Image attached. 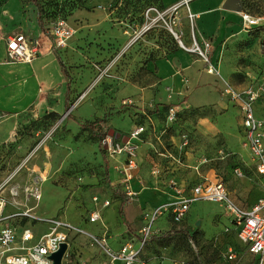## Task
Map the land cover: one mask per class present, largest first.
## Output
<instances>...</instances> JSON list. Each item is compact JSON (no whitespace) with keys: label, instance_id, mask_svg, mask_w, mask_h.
I'll use <instances>...</instances> for the list:
<instances>
[{"label":"rangeland","instance_id":"374dc122","mask_svg":"<svg viewBox=\"0 0 264 264\" xmlns=\"http://www.w3.org/2000/svg\"><path fill=\"white\" fill-rule=\"evenodd\" d=\"M39 1L45 10L48 32L59 19L69 22L74 30L69 41L70 47L57 49L73 78L72 109L68 112L62 107L58 117L46 116L50 112L34 115L29 111L16 117V128L11 138L0 142V198L6 200L7 213L30 210L34 214L37 221L28 217L11 221L21 226L30 222L29 228L34 233L40 231L41 227L48 226L44 221L59 218L94 235H102L106 223L113 231H109L112 236L126 227L125 217L121 213L122 205L114 197L123 198L126 203L128 200L122 190L116 192L110 185V173L106 168V158L109 156L105 152L104 142L107 138L120 140L111 137L112 133L108 135L111 129L121 137H129L135 120L133 85L154 83L153 78H147V61H133V51L139 45L141 53L162 58L175 49H181L170 30L172 27L183 43L190 47L193 44L191 22L186 7L184 13H181V21L175 20L173 10L165 13L164 20L156 11L145 9V22L140 24L132 20L135 17L131 7L127 11L130 14L122 13L125 7L121 1L118 5L113 0ZM241 1L243 11L253 16H264V0ZM34 15L36 16V8L31 0H0L1 54H4L2 44L9 36L20 31L37 36V32L31 27ZM182 25L186 26V35L182 34ZM146 26L150 28L144 30ZM241 27L239 23L238 29ZM122 33L126 34L121 36ZM144 38L150 44L145 43ZM262 47L264 48V30L246 33V38L236 39V43L226 45L224 56L227 55L230 60L217 66L220 67L218 69L222 76L213 78L219 89L218 93L227 87L243 90L264 83ZM105 50L108 51L107 54L104 53ZM223 52L224 50L220 59ZM234 67L238 71L229 76ZM167 91L171 92L172 89L168 88ZM222 97L224 98L223 94ZM260 107L264 111V98L260 100ZM208 111L188 107L180 117V133L186 131L188 123L194 122L198 116L207 115ZM69 114L72 116L68 117ZM105 116L107 121L97 127L96 135H92L89 130H82L81 123ZM166 137L164 143L168 145L169 138ZM219 145L221 152L212 162L216 166L217 175L231 193L238 191V201L248 207L253 205L264 194V178L257 174L255 168L244 167L233 155H228L223 142ZM237 168L241 169L242 176L235 174ZM33 188H38L39 191L43 188L41 202L31 196ZM109 197L113 200V205L104 210L101 201ZM94 202H98L97 208L94 207ZM132 206L136 205L132 203ZM191 207V214L196 216L198 213L217 209L218 205L199 201ZM94 208L100 210L104 223L103 220L89 222ZM130 208L132 207L126 209L128 218L131 217ZM217 213L216 228L210 227L211 223L204 219L201 226H197L201 219L191 225L194 232L191 240L183 235L155 236L142 251L140 264H249L252 257L242 245L237 232L231 229L229 232L225 231L231 226L223 205ZM165 220V216L158 218L153 231L167 227ZM207 225V231H202L201 227L204 229ZM69 241L73 247L70 255L73 261L78 260L77 252H82V255L88 252V259L85 258L87 261L84 259L83 262H89L103 254L97 246L90 245L89 238L85 235L79 234ZM229 249L241 256L236 263L226 259Z\"/></svg>","mask_w":264,"mask_h":264},{"label":"crops","instance_id":"0c3cea01","mask_svg":"<svg viewBox=\"0 0 264 264\" xmlns=\"http://www.w3.org/2000/svg\"><path fill=\"white\" fill-rule=\"evenodd\" d=\"M181 1L162 0V4L165 10H167ZM225 2L226 0H192L189 4L191 11L197 15L195 27L199 40H207L212 44L213 52L211 57L216 67L230 60L227 55L224 56L227 44L236 43V39H244L246 38V33H252L243 29L240 13L226 10L223 7ZM184 9V7L178 8L175 12V20L181 21V13H184ZM34 17V24H31V27L37 32V36L23 31L15 33L26 34L30 40H37L39 42L40 55L32 63L7 62V39L4 41V44L1 43L4 47V54L0 53V113L3 115L0 119V142L11 138L16 128V117L26 111L33 112L34 115H41L46 112L60 113L62 107L63 110H66L68 93L67 77L62 72L60 63L54 53L50 32L47 30L44 32L38 24L37 9L36 16L34 15ZM239 23L242 27L238 29ZM172 30L175 32L174 27H172ZM181 30L183 31L182 34L186 35V26L182 25ZM175 33L179 35L177 32ZM125 34L122 33L121 36ZM143 41L150 44L147 38H144ZM103 44L108 45L106 42H103ZM68 47H70V44ZM140 47L138 45L133 51V61L142 63L143 60H148L147 69L149 72L147 78H153L154 83L147 85L135 84L132 88L135 94L133 95L135 101L133 129L139 125L136 122L137 117L135 115L138 113L139 115L147 116L145 124L147 132L143 134L144 141L139 146L137 156L138 168L134 172L133 179L130 181V188L135 194L133 200L126 203L123 198L114 197L122 205L121 208L126 220V227L124 226L115 235L110 236L109 234V243L113 250H119L127 241L135 240L139 237L140 231L146 223V213L175 200L173 183H177L178 186L189 193L203 177L210 181L221 180L216 173V166L212 163L221 152L219 145L221 142H223L228 155H233L244 167L255 168L257 174L263 177L258 173L256 163L253 161L250 151L245 144V131L239 104L231 101L225 95L223 98V91L218 93L219 89L213 82L215 76H222L220 69H218L220 75L209 74L206 71L205 63L197 55L185 51L182 47L171 52L167 57L155 59H150V54L145 55L141 53ZM222 50H224L223 57L220 59ZM148 51L150 50L148 49ZM104 53L107 54L108 51L105 50ZM218 56L219 62H217ZM236 71L238 69L234 67L229 76L236 73ZM217 85H219L218 82ZM168 88H171L172 91L168 92ZM70 89L71 99L72 84ZM164 105H181L186 108L185 110L190 107L200 110L208 109L209 111L207 115L198 116L194 122L188 123L186 131L180 133L179 128L181 126L179 122L166 129V110L164 109ZM156 108L157 112L154 113ZM255 109L258 117L264 115V111H261L260 100L255 104ZM147 111H153V113L148 114ZM148 116L151 117V120H148ZM109 133L110 130L108 135ZM182 135L188 136L189 146L185 149L183 165L181 166L167 158L166 153L180 144ZM165 136L169 138L168 145L164 143ZM112 158H106V168L107 170L109 169L111 179L110 185L114 191L122 190V193L126 195V188L122 183V177L118 171V168L123 166L126 158L125 156L114 157L116 159ZM198 166L200 167L199 172L196 170ZM226 188L228 190L227 186ZM42 190L43 188L40 190V202L43 200ZM228 192L232 199L245 209L254 206L264 196L263 194L253 205L248 207L238 201V191L235 190L231 193L228 190ZM106 201L110 205L104 206V202ZM132 203L136 206H132ZM214 204L218 205L217 209L207 210L200 214L198 213L196 216L191 214V207L181 224H174L170 214L164 215L167 227L157 228L155 236H163L172 230L193 232L191 225L195 224L198 219H201V224L203 219L208 220L209 224L211 223L210 227L216 228V224H218L217 210L219 211L222 205H219V203ZM94 205L97 208L98 202H94ZM101 205L104 210H107L113 205V200L110 197L104 198L101 201ZM37 207L38 204L34 210H31L35 212ZM129 207L132 208L129 211L131 217L128 218L129 213L126 209ZM140 207H142V210H140ZM95 208L92 212L98 210ZM18 213L20 211L7 213L6 209L4 210L5 215ZM31 215L33 216L34 214L31 212ZM32 219L37 221L35 218ZM102 220L104 223L105 219ZM29 223L24 227H29ZM104 224L105 230L103 233L105 231L113 232L106 223ZM229 224L231 228L228 227L225 231H230H227V229L235 231L230 219ZM208 225L204 229L201 227V230L206 229L207 231ZM1 227L2 224H0V229ZM48 229V226L41 227L40 231L34 233L35 239L47 233ZM77 235L79 234L72 232L69 234V239L72 240ZM90 245L96 247L91 242ZM72 249L73 247L69 241L68 255L64 257L63 264H110L109 258L106 255L104 257V253L98 255L94 260L83 262L85 258L88 259V252L83 253V255L81 254L82 252H77L76 257L78 260L73 261L69 256ZM89 253L92 254L91 251ZM90 256L92 257V255ZM86 259L85 261H87ZM114 264L122 263L116 262Z\"/></svg>","mask_w":264,"mask_h":264},{"label":"built area","instance_id":"2783aa9c","mask_svg":"<svg viewBox=\"0 0 264 264\" xmlns=\"http://www.w3.org/2000/svg\"><path fill=\"white\" fill-rule=\"evenodd\" d=\"M192 0H182L170 9L159 11L157 8H150L156 11L164 19L165 13L173 10L176 12L180 7H186L189 22H191V35L193 44L187 47L181 37L172 28V34L176 37L180 47L185 51L196 54L206 65L209 74L220 75L218 68L212 62V44L207 40H199L196 33L195 22L197 15L194 14L189 4ZM149 11V12H150ZM242 26L246 31L256 28H264V16H253L248 12H240ZM165 20V19H164ZM167 24V23H166ZM168 26V24H167ZM146 26L144 30L149 29ZM74 35L73 27L64 19L57 20L50 28L53 47L57 50L68 47L69 41ZM40 55V44L37 40H30L25 34L18 33L7 38V62L30 64ZM223 95L231 101L239 104L243 127L245 131V144L248 147L253 161L256 163L257 171L264 177V115L258 117L255 104L264 98V83L259 86H249L243 90H236L227 87L223 90ZM186 108L181 105H170L166 110V129L173 126L178 115ZM0 113V119L2 118ZM148 120L151 117L148 116ZM147 132L145 125H137L129 135L126 142L107 138L105 151L109 157L125 156L126 161L118 171L122 177V183L126 188L127 200L131 202L135 196L130 188V181L134 177V172L138 168L137 156L140 144L144 141L143 134ZM189 146L187 135L181 136V142L176 148L169 150L166 157L177 165H183V154ZM197 172L200 167H196ZM238 176H242L241 169H235ZM175 189V200L165 203L149 213L145 214L146 223L142 227L139 237L135 240L127 241L119 250H113L109 243V232L105 231L102 235L90 234L83 229L77 228L59 218H52L44 221L48 224V232L35 239L34 232L29 227L19 226L11 221L16 219L34 218L30 210L18 214L5 215L6 200L0 198V264H53L50 256L56 253L63 243L69 245V234L74 232L89 238L93 246L100 248L109 258L110 264L121 262L122 264H140V255L147 243L153 239L156 232L153 225L158 218L170 214L174 224H181L191 206L199 201H207L222 204L231 220L234 230L252 257L249 264H264V196L250 209L242 208L230 196L222 180L210 181L203 177L201 182L195 185L189 193L183 188L173 183ZM31 196L36 200L41 199L38 188L31 190ZM97 201V198H94ZM110 205L104 202V206ZM102 220L100 211L96 210L89 216L90 223H97ZM230 229H227L229 231ZM68 255V251L66 253ZM226 259L236 263L241 259L229 249Z\"/></svg>","mask_w":264,"mask_h":264},{"label":"trees","instance_id":"16d2710c","mask_svg":"<svg viewBox=\"0 0 264 264\" xmlns=\"http://www.w3.org/2000/svg\"><path fill=\"white\" fill-rule=\"evenodd\" d=\"M32 3L36 6V9H37V16H38V24L39 26L41 27V29L45 32L47 30V27H46V23H45V18H44V13H45V10H44V7L43 5L40 3L39 0H31ZM116 2V4L118 5L121 1V3L124 5L125 9H123V14H130L128 13L127 11L129 10V8L131 7V10L133 14V17H135L134 19L132 20H135L136 22H139L140 24H143L145 22V19H144V16H143V11L145 9H148V8H157L158 10L160 11H164L165 8L162 4V0H113ZM116 8H118V6H116ZM119 9V8H118ZM259 30H264V28H256V29H253V30H250V32H257ZM177 50V49H175ZM173 50V51H175ZM172 51V52H173ZM54 53L60 63V66L62 68V72L64 73V75L67 77V88H68V93H67V99H66V111H68L71 107V102H70V92H71V84H72V81H73V78L69 72V69H68V66L65 64L64 60L62 59L61 57V54L54 48ZM170 54V53H169ZM150 59H155L154 56L150 55ZM148 61V60H147ZM169 106L168 105H164V109L167 110ZM158 108V106H157ZM157 108L155 109L154 113L157 112ZM186 110L182 111L179 115H178V120L177 122H180V117H181V114L184 113ZM148 114H151L153 113V111H147ZM53 116V117H58L59 114L56 113V112H50L49 114H47L46 116ZM137 119H136V122L137 124H143L145 125L146 122H147V116L146 115H139L138 113L135 114ZM72 114H69L68 117H71ZM107 121V116H105L104 118H101V119H97L95 121H86V122H83L80 124L82 130H85V131H91V134L92 135H96V129L99 125H102L104 124L105 122ZM106 152V151H105ZM201 182V181H200ZM198 182V183H200ZM121 213L123 214L124 216V213H123V209L121 208ZM125 223H126V220H125ZM178 235H183V236H186L189 240H191L193 237H194V232H190V231H184V230H172L171 232H168L166 233L165 236H178ZM165 236H160V237H165ZM71 255V254H70ZM69 255V256H70Z\"/></svg>","mask_w":264,"mask_h":264},{"label":"water","instance_id":"95a60500","mask_svg":"<svg viewBox=\"0 0 264 264\" xmlns=\"http://www.w3.org/2000/svg\"><path fill=\"white\" fill-rule=\"evenodd\" d=\"M223 7L226 10L229 11H233V12H243V7H242V1L241 0H226V2L224 3ZM72 109V107H70V109L68 110V112H70ZM112 133L113 138H119L120 140H122L123 142L128 141L129 137H121L120 134H115V131L113 129L110 130V133ZM104 148H106V141L104 142ZM201 222H198L197 226H200ZM69 249V245L68 243H63L60 247V249L52 254L50 256V259L53 261V264H63V260L64 257L66 256V253Z\"/></svg>","mask_w":264,"mask_h":264}]
</instances>
